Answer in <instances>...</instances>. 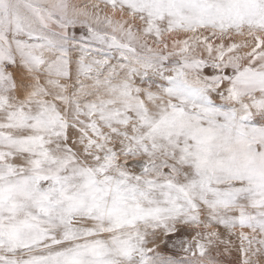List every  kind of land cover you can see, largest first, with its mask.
<instances>
[{
    "label": "snow or ice",
    "instance_id": "6c2138e0",
    "mask_svg": "<svg viewBox=\"0 0 264 264\" xmlns=\"http://www.w3.org/2000/svg\"><path fill=\"white\" fill-rule=\"evenodd\" d=\"M0 264H264V0H0Z\"/></svg>",
    "mask_w": 264,
    "mask_h": 264
},
{
    "label": "rangeland",
    "instance_id": "374dc122",
    "mask_svg": "<svg viewBox=\"0 0 264 264\" xmlns=\"http://www.w3.org/2000/svg\"><path fill=\"white\" fill-rule=\"evenodd\" d=\"M238 39H239V38H238ZM160 247H161V250H162V251H167V250L164 248L163 244H161Z\"/></svg>",
    "mask_w": 264,
    "mask_h": 264
},
{
    "label": "water",
    "instance_id": "95a60500",
    "mask_svg": "<svg viewBox=\"0 0 264 264\" xmlns=\"http://www.w3.org/2000/svg\"><path fill=\"white\" fill-rule=\"evenodd\" d=\"M164 246V245H163Z\"/></svg>",
    "mask_w": 264,
    "mask_h": 264
}]
</instances>
